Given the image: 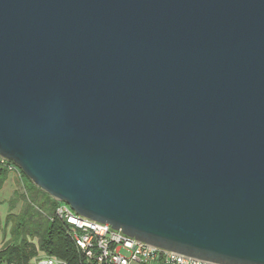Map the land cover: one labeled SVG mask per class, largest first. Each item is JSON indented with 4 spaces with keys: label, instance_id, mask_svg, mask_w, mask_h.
I'll list each match as a JSON object with an SVG mask.
<instances>
[{
    "label": "water",
    "instance_id": "obj_1",
    "mask_svg": "<svg viewBox=\"0 0 264 264\" xmlns=\"http://www.w3.org/2000/svg\"><path fill=\"white\" fill-rule=\"evenodd\" d=\"M0 158L140 243L264 264V0H0Z\"/></svg>",
    "mask_w": 264,
    "mask_h": 264
},
{
    "label": "trees",
    "instance_id": "obj_2",
    "mask_svg": "<svg viewBox=\"0 0 264 264\" xmlns=\"http://www.w3.org/2000/svg\"><path fill=\"white\" fill-rule=\"evenodd\" d=\"M20 179L24 177L16 170ZM7 170L0 167V187ZM28 187L13 193L9 200V214L3 230L10 240L0 249V264H29L41 255L55 257L66 264H85L83 253L68 234V226L55 218L58 202L36 188L27 179ZM21 208L13 214L17 204Z\"/></svg>",
    "mask_w": 264,
    "mask_h": 264
},
{
    "label": "built area",
    "instance_id": "obj_3",
    "mask_svg": "<svg viewBox=\"0 0 264 264\" xmlns=\"http://www.w3.org/2000/svg\"><path fill=\"white\" fill-rule=\"evenodd\" d=\"M0 167L7 172L17 168L0 158ZM55 218L68 226V234L83 253L85 264H210L186 258L140 243L114 231L107 224H99L76 215L61 202L54 213ZM35 264H66L55 257L41 255Z\"/></svg>",
    "mask_w": 264,
    "mask_h": 264
},
{
    "label": "rangeland",
    "instance_id": "obj_4",
    "mask_svg": "<svg viewBox=\"0 0 264 264\" xmlns=\"http://www.w3.org/2000/svg\"><path fill=\"white\" fill-rule=\"evenodd\" d=\"M13 172H8V174H6V177L0 187V242L2 240L1 229L2 226L4 225L6 215L7 213H9L8 199H11L12 192L15 190L17 182L19 189L21 187L22 188L28 187L27 178L24 176L23 178L20 179L18 172L17 171H13ZM12 213H17V209L14 212L12 211Z\"/></svg>",
    "mask_w": 264,
    "mask_h": 264
},
{
    "label": "crops",
    "instance_id": "obj_5",
    "mask_svg": "<svg viewBox=\"0 0 264 264\" xmlns=\"http://www.w3.org/2000/svg\"><path fill=\"white\" fill-rule=\"evenodd\" d=\"M14 173V172H13ZM8 174V173H7ZM15 174V173H14ZM22 189V187L19 189V187H18V182H17V184H16V188H15V190L12 192V195H13V193L15 192V191H17V190H21ZM12 195H11V197H12ZM9 200L10 199H8V202H9ZM20 208H21V203H19V204H17V206L15 207V209L13 210V212L17 209V213L19 212V210H20ZM8 212V211H7ZM17 213H13V214H17ZM9 213H7V215H8ZM6 215V216H7ZM3 228H4V225L2 226V229H1V233H2V235H1V237H2V240H1V242H0V249L5 245V244H7L9 241H7V240H10V235H9V233H8V229H9V227L6 229V232L3 230ZM4 237V238H3ZM5 240V241H4ZM5 242H7V243H5ZM29 264H35V259H33Z\"/></svg>",
    "mask_w": 264,
    "mask_h": 264
}]
</instances>
